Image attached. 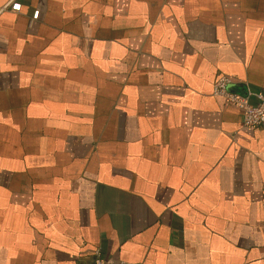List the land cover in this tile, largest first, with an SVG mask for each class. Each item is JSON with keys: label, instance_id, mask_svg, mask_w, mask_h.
<instances>
[{"label": "crops", "instance_id": "0c3cea01", "mask_svg": "<svg viewBox=\"0 0 264 264\" xmlns=\"http://www.w3.org/2000/svg\"><path fill=\"white\" fill-rule=\"evenodd\" d=\"M16 2L0 264H264V125L212 95L264 93V0Z\"/></svg>", "mask_w": 264, "mask_h": 264}, {"label": "built area", "instance_id": "2783aa9c", "mask_svg": "<svg viewBox=\"0 0 264 264\" xmlns=\"http://www.w3.org/2000/svg\"><path fill=\"white\" fill-rule=\"evenodd\" d=\"M21 6L16 0H9L0 6V16L5 12L19 13ZM38 11H33L31 20H37ZM231 81L226 76H219L213 83L212 95L223 99L225 102L234 105L241 113V126L251 129L264 125V93H246L239 95L230 90ZM254 97L256 104H251L249 98ZM90 264H107L99 254H96Z\"/></svg>", "mask_w": 264, "mask_h": 264}]
</instances>
